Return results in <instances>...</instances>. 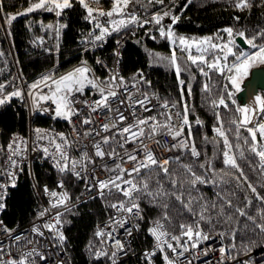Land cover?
<instances>
[{"label":"trees","instance_id":"obj_1","mask_svg":"<svg viewBox=\"0 0 264 264\" xmlns=\"http://www.w3.org/2000/svg\"><path fill=\"white\" fill-rule=\"evenodd\" d=\"M35 2L38 0H0V84L9 82L15 70L24 82L30 83L54 62H57L58 71H62L79 60L92 62L95 53L106 56L112 38L103 49L82 50L90 42L95 24L101 17L97 16L96 20L86 19L87 11L80 6L78 0H72L73 6L64 9L60 16L56 15L55 9L27 12ZM86 2L96 10L107 11L112 6V0H99L98 4L93 0ZM237 2L239 0H163L162 3L155 0H131L124 10L123 15L139 9L143 12L156 11V16L162 17L160 24L154 23L142 28L124 43L120 68L125 79L135 80L143 90L153 89L165 102L174 104L182 118L187 106L189 125L184 126V133L188 149L169 160L166 166L168 174L154 166L136 175L134 182L141 190L133 193L134 199L125 197L111 187L102 195L74 203L62 210L59 213L61 229L57 238L66 264L103 263L94 254V225L107 216L111 204L120 201H134L139 205L141 218L137 226V239L143 244H148L147 223L153 219H161L170 232H182L181 224L195 227L197 223L205 232L222 231L225 233L223 243L234 258L264 247V232L256 227V224L264 223V199L258 198L264 197V163L251 151L252 142L246 130L248 126L241 127L237 132V125L231 123L233 119L240 118V114L235 111L240 106L235 98L236 91L224 78L227 71L222 75L215 69L209 70L206 64H191L187 60V53L181 52L182 46L179 44L181 36L190 41L212 37V43L222 46L233 39L236 33L244 32L249 39L255 37L257 46L264 45V0H247L250 6L246 8H237ZM165 12L169 15H164ZM9 16H15L10 24L7 22ZM173 16L179 18L175 24L172 23ZM53 17L59 29L55 43ZM169 26L174 42L167 35H160L161 28L167 33ZM226 28L233 29V37L230 38L224 32ZM245 44V49L239 48L235 43L230 45L233 54L228 56L227 61L224 60L221 48H209L204 55L208 62L219 57L221 64L231 66L242 50L251 54L257 49ZM152 52L161 53L165 57H171L175 52L177 64L181 68L179 77L170 61H164L163 65L151 64L148 54ZM191 54L200 55L196 50H191ZM201 68L208 73L207 76L201 73ZM95 70L99 76L102 75L99 69ZM180 80L184 81L183 85L179 83ZM225 84L234 92L235 104L225 97L228 107L214 108L211 101L218 99L224 92ZM205 85L208 86L207 91ZM259 96L264 97V89L259 92ZM197 119L201 123L198 124ZM34 120L59 130L66 128V120L61 117L36 115ZM25 126L26 116L20 98L11 96L4 104H0V153L8 135L11 132L23 133ZM214 128H222L224 131L231 146L229 154L243 171V177L236 169L224 165V137L217 135ZM105 138H108V143L105 144L110 146L115 135L109 133ZM193 145L198 156L191 153ZM257 148L259 149L258 139ZM185 166L190 167L191 172ZM30 173L37 185L52 186L55 178L59 177L70 202L74 201L79 191V183L69 174L56 172L40 158L31 162ZM192 173L200 176L206 183L197 182L193 187ZM144 181L148 185L146 190L142 184ZM173 181H176L175 187ZM249 184L255 188V192L248 187ZM190 201L192 211L185 207ZM35 205L36 198L31 183L26 170H23L16 184L6 190L1 219L6 226H11L15 221L24 225L31 219ZM202 206L207 210L202 212ZM237 208L243 209L247 215L241 217ZM201 214L204 215V220H200ZM228 216H232V220H227ZM248 216L253 217L255 223ZM59 234L65 237L63 241H60Z\"/></svg>","mask_w":264,"mask_h":264},{"label":"built area","instance_id":"obj_2","mask_svg":"<svg viewBox=\"0 0 264 264\" xmlns=\"http://www.w3.org/2000/svg\"><path fill=\"white\" fill-rule=\"evenodd\" d=\"M132 15L138 18L136 22L127 23L126 26L120 27L118 31L112 30L114 25L110 23V20L124 19L128 21ZM153 16H156V11L143 12L135 9L122 16L99 18L97 22L101 26L107 27L109 32L101 40H96L95 37L100 35V29L95 26L90 42L82 50L103 49L107 41L112 38L106 56L95 53L92 62L79 60L66 69L56 72L53 78H58L77 67L87 66L90 69L88 73L90 79H97L101 86L111 83L112 90L117 93L115 97H109L108 107L97 108L95 112L92 111V107H95V101L101 99L98 89L86 86L83 93H74L70 99L73 102L72 108L76 114L70 117V121L65 119V130L42 125L34 120L36 115L54 117L55 105L51 101H47L40 102L36 107H33L32 96L29 94L31 82H24L16 70L9 82L1 83L4 88L0 92V98H9L11 97L10 94L17 90L22 93V98H18L21 99L24 107L26 126L21 134L11 132L1 150L0 203L4 205L6 190L14 186L20 174L23 170H26L36 198V205L32 209L31 219L24 225H19L15 221L11 226H6L1 219L3 209H0V264H6L8 260L18 262L21 259L25 260V264H66L65 255L60 249L57 238L61 229L60 220L57 223V214L74 203L100 195L101 191L104 193L113 187L109 184L108 187L101 190L98 182L115 179L117 175H120L117 165L125 170H131L138 161L144 159L145 146L160 161L164 159L171 160L188 149L184 126L182 135L175 139L168 134L165 128H158L155 135H150V125L153 123H169L174 129H179L182 126L183 118L181 114L176 115L179 111L176 107H172L173 104L167 102L168 107H163L165 101L156 91L153 89L143 90L135 80L125 79L120 68L121 49L124 43L142 28L152 26L155 23L152 20ZM144 21L149 22L144 23ZM56 68L57 62L52 66L54 72L58 70ZM95 68L99 69L102 75L99 76ZM41 74L39 77H42ZM116 74L118 75L115 82L111 81L110 77ZM120 78H123L122 85L120 84ZM8 85H10V88H7ZM40 91L47 93L48 89L41 85ZM105 92H107V88H105ZM145 96L148 99L145 101V105L141 107L136 101L143 100ZM44 109H48V111H44ZM120 115L125 117L123 121L119 119ZM168 115L172 116L171 121L167 120ZM150 117L156 119L155 121L149 120L148 125L140 126L145 129L143 136L132 138L130 133L122 132L123 128L135 125L139 119ZM85 119L91 120V123L85 124ZM259 123H264V113L257 111L252 120V125L256 126ZM104 124L109 125L107 131L103 129ZM113 125L115 126L113 127ZM38 128L43 130L44 139H37L35 130ZM132 132L138 133V128L133 127ZM86 133L88 134L86 135ZM109 133L115 135V139L110 146H107L104 140ZM61 134L67 141L66 144L60 139ZM14 138L17 139L14 141ZM53 139L56 143L62 145L63 152L67 154V160H63L60 153H57L55 145L50 142ZM125 139L129 142L125 143ZM257 139L258 150H261L260 146L264 145V140H260L259 134ZM9 144L13 145V150H15L16 144L20 145L18 155H12V151L8 147ZM121 144H123V147H121ZM185 144L186 146H184ZM97 145L105 153L102 158L96 156ZM45 147L48 148L47 155L43 151ZM85 154L87 159L84 158ZM129 155L136 156L137 161L129 160ZM37 158H40L56 172H61L60 168L62 167L65 168L63 172L69 174L74 181L79 183V191L73 202L67 199L64 204H57L56 207H53V204H56L64 193L61 187L62 182L59 177H56L52 186L35 184L30 173V164ZM13 160L16 162L15 165L12 163ZM73 161L77 162L75 171L72 170ZM58 162L59 167H57ZM143 170L146 169H141V171ZM76 172L79 173V176L75 174ZM136 175V173H133L130 177L126 171L123 174V179H132L134 182ZM117 183H121L122 188L129 187L121 181H117ZM46 188L47 192L45 191ZM53 191L57 193V197L51 196ZM133 202L120 201L113 204L123 203L127 208L131 207ZM111 205L107 216L94 225L96 239L94 254L103 260L102 264H167L165 256L171 264H264V247L250 254H243L234 258L223 243V236L220 235L222 231H202L210 238L197 243L195 238L189 241L187 236L182 235V232L168 231L161 219H153L147 223L148 244H143L137 239V226L141 218L139 210L134 208L132 213H128L123 209L113 208ZM41 213H44V215L41 216ZM124 221L126 223H122ZM157 221L160 224L158 232L165 233L161 236L160 241H157L149 231L156 227ZM45 225H53V228L49 230ZM34 227L39 231L33 232ZM97 231H101L103 235L98 237L96 235ZM109 234H111V238ZM173 236L179 237V242L173 240ZM117 240L123 245L122 249L116 246ZM193 243H197V247L193 248ZM169 244L172 245L171 248L168 247ZM173 248L175 251L172 250ZM221 248L225 249L224 253L220 252ZM97 253H100V255H97Z\"/></svg>","mask_w":264,"mask_h":264},{"label":"snow or ice","instance_id":"obj_3","mask_svg":"<svg viewBox=\"0 0 264 264\" xmlns=\"http://www.w3.org/2000/svg\"><path fill=\"white\" fill-rule=\"evenodd\" d=\"M80 6H82L86 11H87V16L86 19L90 20H96L97 16L99 17H104L107 16L109 18H112L113 16H122L124 14V10L128 7V5L131 3V0H112V6L110 10L104 11V10H96L93 7L90 6L89 2H86V0H78ZM94 3H99V0H93ZM149 2H152V0H149ZM157 3H162L163 0H155ZM73 6L72 0H38V2L33 3L28 9L27 12H32L37 9H44L46 8L48 11H52L53 9L56 10V15L60 16L61 12L64 9L71 8ZM250 5L248 4L247 0H239L237 2L236 7L237 8H246L249 7ZM2 11V9H0ZM94 12L96 15L94 16ZM23 14V13H21ZM164 15H169L167 12L164 13ZM15 19V16H9L7 19V22L10 24L11 21ZM137 17L135 15H132L130 20L125 21L124 19L120 20H110V23L114 25L112 28L113 31H118L120 27H124L127 25V23H133L137 21ZM162 17L160 16H153L152 20L156 24H160ZM179 18L173 16L172 17V23L175 24ZM149 21H144V23H148ZM97 28L100 29V35H97L95 37L96 40H101L105 34L109 32V29L107 27L101 26L98 22L95 25ZM51 27V26H49ZM224 32L228 34V36L231 38L233 37V29L232 28H226L224 29ZM160 35L163 37L167 35V38L170 41L174 42V36L173 32L171 29V26H169L167 33H165L164 29L161 28L160 30ZM237 36H239L241 39L245 41L249 46L252 48H258V50L253 53V54H246L244 52H241L239 55L236 56V62L233 63L231 66H229L227 63L221 64L220 58L216 57L215 59L212 60V62H208L206 60V57L204 53L208 52L209 48L211 49H217L221 48V50L224 53V60L227 61V58L229 55L233 54L232 48L230 45L234 44L235 41L234 39H229L228 43L223 44L222 46L216 43H212V37H205L202 40H189L183 36L179 37V44L182 46L181 47V52H186L187 53V60L191 62L193 65H199V64H206L207 68L209 70L215 69L217 72L221 73L224 75L225 71H227V75L224 76V78L228 81V83L232 86L233 89H235L236 92L240 91V83L242 82L243 78L246 77L249 73V70L257 65H264V45L257 46L255 44V37L252 38H247L245 37L244 32H238L236 33ZM59 36V29H57V37ZM41 43H43V39L40 38ZM195 47L196 51L200 53V55H192L191 54V49ZM164 59H170V63L175 67L177 76L179 77V74L181 72V68L177 64V57L175 52L172 53L170 58H164ZM201 73L205 76L208 75L207 72L204 71L203 68L200 69ZM90 72V69L87 66H80L75 68L73 71H70L64 75L59 76L58 78H53L51 75H43L40 79H38L36 82L32 83L30 85L31 90H36V91H31L30 90V95L32 96V101H33V107H36L40 102H47L51 101L53 105H55V116L56 117H61L64 119H69L70 117L74 114H76L72 108V100L70 99L74 93H83L84 88L86 86H91L94 89H98L100 94H101V99L98 101H95V107H92V111L95 112L97 108H102V107H108V99L109 97H115L116 92L112 90V84L107 83L104 86H101L100 83H98L97 79H90L88 76V73ZM118 74L113 75L110 77V80L115 82L116 77ZM142 75V74H138ZM135 78V77H134ZM179 83L181 85L184 84L183 80H180ZM120 84H123V78H120ZM41 85H43L45 88L48 89L47 93H43L40 91ZM4 88L3 84H0V92H2ZM105 88H107V92H105ZM208 90V86L205 85V91ZM191 93V89L189 86V94ZM11 96L15 97H21L22 98V93L17 90L14 91L10 94ZM234 92L229 90L228 84L224 85V92L219 95L218 99H213L211 101L212 106L215 107H220L223 106L224 108L228 107V103L226 102L227 100H231L233 104H235V100L233 99ZM8 97L5 98H0V104H4ZM147 96L143 100H138L136 103H138L141 107L145 105V101L147 100ZM163 107L167 108V102L163 105ZM172 107H175L173 104ZM111 110V109H110ZM148 110V109H145ZM44 111H48V109H44ZM235 111L240 114L239 119H233L231 123L237 125V132H239L240 128L243 126H247L252 124L253 117L259 111L260 113H264V97L257 95L255 97V105L254 106H237ZM177 116L180 115L179 112L176 114ZM119 119L123 121L125 117L123 115H120ZM155 117H150L148 119H139L135 125H130L128 127L123 128L122 132L123 133H130L132 138H138V136H143L145 134V129L143 127H140L141 125H148L149 120L155 121ZM172 116L168 115L167 120L171 121ZM217 120L218 123L220 121L219 113H217ZM198 124L201 123L199 119L196 121ZM85 124L91 123V120L85 119L84 120ZM189 125V120H188V109L187 106H185L184 113H183V120H182V126L179 129H174L169 123L165 124H159V123H153L150 125L151 127V133L150 135H155L156 131L158 128H165L167 129V132L169 135H172L173 139L176 137H179L183 133V126ZM115 125H113L114 127ZM136 127L138 128V133L137 132H132V128ZM109 128L108 124L103 125V129L107 131ZM247 132L251 136V141H252V146H251V151L255 153L257 156L260 157L262 163H264V145L260 146L261 150H258L257 148V134H259L260 140H264V123H259L255 127H247L246 128ZM37 133V139H44V132L42 129H36L35 130ZM214 131L217 133V135L224 137V146L226 151L224 152V165L226 167H231L236 169L239 173L240 176H244L243 171L240 169L239 165L237 164L236 160L234 159L233 156L229 154V150L231 148L229 141L227 137L224 134V131L222 128H214ZM88 133H86L87 135ZM189 137H191V128L189 126ZM17 138H14V141ZM60 139L64 141L66 144L67 141L64 139L63 134L60 135ZM52 144L55 145V149L57 153H60L61 158L63 160H67V154L63 152L62 150V145L60 143H56V141L53 139L50 141ZM125 143H128L129 141L125 139ZM247 142V141H246ZM104 143H108V138H105ZM186 146V144L184 145ZM9 149L12 151V155H18L19 150H20V145L16 144L15 150H13V145L9 144ZM121 147H123V144H121ZM96 156L103 157L105 153L100 150L99 145L96 146ZM44 153L47 155L48 154V148L45 147L43 148ZM191 153L193 156H198L199 153L196 151L195 146L193 145L191 148ZM112 155V154H110ZM85 159H87V155L85 154ZM11 159V157H10ZM128 159L131 161H137V157L134 155H129ZM169 160L164 159L162 161L158 160L153 152L149 149H147V146H145V157L143 160L138 161L131 170H125L123 169L120 165H117L116 167L120 170V175H117L115 179H111L108 181H99V188L101 190L105 189L108 187L109 184H111L113 187H115L118 191L122 192V194L125 197H128L129 199H134L133 198V193L134 192H139L141 188L133 182L132 179H123V174L127 171L128 176H132L133 173H136L137 175L140 173L141 169H148L151 168L152 166L158 167L160 170H162L165 174H168L169 170L166 167L169 164ZM13 165H15V161H12ZM76 163L75 161L72 162V170L75 171L76 168ZM57 167H59V162L57 163ZM189 172H191V168L188 166H185ZM203 167V165H201ZM60 171L63 172L65 171V168H60ZM77 176H79V173H75ZM194 179L191 181V184L193 187L199 183H206L205 180H203L200 176L195 175V173H192ZM246 179V178H245ZM117 181H121L123 184L129 185L128 188H122L121 183H117ZM143 188L146 190L148 188L147 182L144 181L142 182ZM176 181H173V186L175 187ZM62 187V185H61ZM249 188L252 189L253 192H255V188L249 184ZM47 192V188L45 189ZM103 192L101 191V195ZM149 195H152L151 192L148 193ZM52 197H57V193L55 191L51 192ZM260 199H264V197H259ZM68 199L67 193L62 194V198L59 199L56 204H53V207H56L57 204H64L65 201ZM177 199H180L179 196H177ZM191 201L189 204H186L185 207L189 209V211H192L190 207ZM214 206V205H213ZM4 205L3 203H0V209H3ZM111 207L113 208H119L127 211L128 213H132L133 209H139V205L135 202L131 204V207L125 208V205L123 203H120L119 205L117 204H112ZM206 207L202 206V212L206 211ZM236 211L240 214L241 217L246 216L247 213L241 209L237 208ZM41 216L44 215V213L40 214ZM165 219H167V215H165ZM205 217L203 214L200 215V220H204ZM249 220H252L253 223H255V220L253 217L248 216ZM264 219V217H262ZM227 220H232V216H228ZM57 223H59V214H57ZM126 223V221L122 222ZM45 227L49 228L51 230L53 228V225H45ZM160 227L159 221L156 222V227L150 229V233L157 239V241H160L161 236L165 235L163 232H158V229ZM256 227L260 229L261 232H264V223L262 224H256ZM180 228L182 230V235L187 236L188 240L191 241L195 238V240L198 242L201 241H206L210 237L207 234H204L202 230L200 229L199 223L195 225H185L181 224ZM33 232H38L39 230L37 228L32 229ZM42 234V233H41ZM96 235L102 236L103 233L101 231H97ZM221 236L225 235V233L221 232ZM109 237L111 238V234H109ZM19 239V238H18ZM59 239L60 241H63L65 237L63 234H59ZM173 240H176L179 242V237L173 236ZM197 243H193L192 247L195 248L197 247ZM116 246L118 248H123V245L121 244L120 241H116ZM169 248L172 247L171 244L168 245ZM175 251V249H172ZM221 253L225 252L224 248L220 249ZM31 255V253H29ZM97 255H100V253H97ZM115 255V253H113ZM43 258V257H42ZM165 261L167 264H171L170 261H168L167 256H165ZM6 264H25V260L21 259L20 261H15V260H8Z\"/></svg>","mask_w":264,"mask_h":264},{"label":"water","instance_id":"obj_4","mask_svg":"<svg viewBox=\"0 0 264 264\" xmlns=\"http://www.w3.org/2000/svg\"><path fill=\"white\" fill-rule=\"evenodd\" d=\"M235 44L245 49L246 44L239 36L233 37ZM264 89V65L255 66L249 70L248 76L241 82L240 91L235 93V98L239 101V105L243 106L247 102L248 96L256 97L259 92ZM249 135V133H248ZM251 140V136L249 135ZM252 142V141H251Z\"/></svg>","mask_w":264,"mask_h":264},{"label":"rangeland","instance_id":"obj_5","mask_svg":"<svg viewBox=\"0 0 264 264\" xmlns=\"http://www.w3.org/2000/svg\"><path fill=\"white\" fill-rule=\"evenodd\" d=\"M157 10H158V9H157ZM57 28H58V24H57V22H56L55 17H53V19H52V32H53V41H54V43L56 42ZM191 50L194 51V50H196V48L193 47ZM257 50H258V48L255 49L251 54L255 53ZM242 52L245 53V50H242ZM148 55L150 56V63H151V64H155V65H163V64H164V61H165V62L170 61V59H164V58H170V57H165V55H163V54H161V53H158V52H152V53H149ZM54 63H55V62H54ZM54 63H53V65H54ZM53 65H52V66H53ZM52 66L49 67V68H47L44 72H42L41 75H42V76H43V75H51V76H54V75L56 74V72H58V70L54 72V70L52 69ZM259 66H261V65H259ZM56 69H57V68H56ZM247 76H248V75H247ZM247 76L244 77L243 80L246 79ZM40 78H41V77L38 76V77L35 78L33 81H31V84L34 83V82H36V81H37L38 79H40ZM243 80H242V81H243ZM240 87H241V83H240ZM7 88H10V85H8ZM234 90H235V89H234ZM241 107H242V106H241Z\"/></svg>","mask_w":264,"mask_h":264},{"label":"bare ground","instance_id":"obj_6","mask_svg":"<svg viewBox=\"0 0 264 264\" xmlns=\"http://www.w3.org/2000/svg\"><path fill=\"white\" fill-rule=\"evenodd\" d=\"M246 106H254L255 105V97L248 96Z\"/></svg>","mask_w":264,"mask_h":264}]
</instances>
